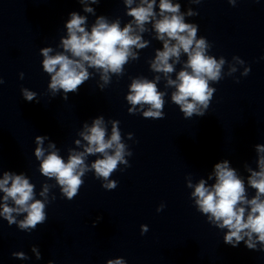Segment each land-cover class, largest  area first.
<instances>
[{
  "label": "clouds",
  "instance_id": "9594fccd",
  "mask_svg": "<svg viewBox=\"0 0 264 264\" xmlns=\"http://www.w3.org/2000/svg\"><path fill=\"white\" fill-rule=\"evenodd\" d=\"M85 5L84 11L94 13V9L88 6V0H80ZM99 0H91L98 3ZM128 6L127 15L133 20L123 28L119 20L109 23L104 16L96 19L95 24L88 31L85 28L86 17L76 12L70 14L66 23L67 37L62 39L63 51L50 55L51 48H43V71L50 74L51 83L48 85L53 95L63 90L64 93L76 92L90 73L88 68L101 71V79L107 84L110 81L109 73L121 75L124 65L129 58L137 59L133 49L147 46L142 36L137 33L146 31L145 24L155 20L153 25L157 39L163 42V50H158L151 68L155 72L163 73L166 77L174 71L173 63L169 61L175 58L179 62L181 52L187 54V62L184 69L179 71L175 80L168 78L167 85L175 86L172 101L180 106L185 118L193 115L203 116L209 107L214 88L209 87V81L220 79L221 66L224 60L219 62L207 55L208 44L204 38L197 39V27L186 23L184 16L180 14V4H173L171 0H159V19H155L154 5L156 0H140V4L131 7L133 0H124ZM199 2V0H196ZM189 15H192L189 12ZM135 25V27L133 26ZM70 53V55H68ZM190 69V71H189ZM234 70V69H233ZM157 76L155 81H159ZM0 83H3L0 80ZM24 98L31 102L36 94L23 90ZM164 93L158 91L157 83L148 79H134L130 85V94L127 101L133 106L148 105L143 112L145 118H163ZM66 98V97H65ZM103 118H97L89 128L85 125V131L81 133L87 141V146L82 152H73L67 162L58 155L57 151H51L45 155L43 141L45 137L37 136L35 155L41 160L40 172L48 178H55L61 186L62 193L68 200L78 195V190L84 183V176L89 167L85 164L86 155L102 154V159H97L91 164L95 170L96 178L108 180L118 163H125V145L121 143L120 132L113 124L111 137L106 139V131ZM77 144L80 141H76ZM49 148L55 149L54 144ZM109 150H113L110 154ZM259 156V171H248L251 175L248 184L256 190V195L247 198L244 181L237 175L235 169L229 166L227 160L216 163L214 166L215 183L206 185L201 179L195 185L192 196L195 198L197 210L207 215L208 222L220 229H227L223 237L225 244L237 247L244 241L249 249H256L257 243L264 245V145H256ZM129 155L131 153H128ZM211 179V177H209ZM192 187L191 183L188 185ZM106 189H115L117 182L109 181L103 185ZM0 191L4 193L3 210L0 212L9 224L15 222L13 213H27L20 227L24 230L35 229L38 224L46 221L45 203L34 199V185L23 174L13 175L5 172L0 179ZM48 191L45 186L41 196ZM11 199L16 207H9L7 201ZM247 205V209L244 207ZM159 211V209H158ZM143 227V226H142ZM143 234V233H142ZM247 237V240H245ZM255 237V239H254ZM108 264H124L122 260L108 261Z\"/></svg>",
  "mask_w": 264,
  "mask_h": 264
}]
</instances>
